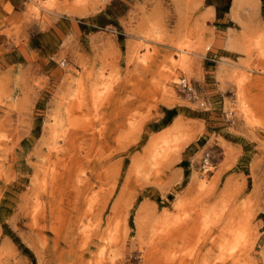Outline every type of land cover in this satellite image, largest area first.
Segmentation results:
<instances>
[{
  "label": "rangeland",
  "instance_id": "1",
  "mask_svg": "<svg viewBox=\"0 0 264 264\" xmlns=\"http://www.w3.org/2000/svg\"><path fill=\"white\" fill-rule=\"evenodd\" d=\"M229 2L0 0V264H264V0L239 64Z\"/></svg>",
  "mask_w": 264,
  "mask_h": 264
},
{
  "label": "bare ground",
  "instance_id": "2",
  "mask_svg": "<svg viewBox=\"0 0 264 264\" xmlns=\"http://www.w3.org/2000/svg\"><path fill=\"white\" fill-rule=\"evenodd\" d=\"M232 2V6H231V13H232V17L235 19V20H237L238 18H237V10L241 7H245L246 5L247 6H250V7H252L253 5H252V2L253 3H257V0H233V1H231ZM255 4H254V6H255ZM252 5V6H251ZM253 6V7H254ZM252 7V8H253ZM245 8H247V7H245ZM249 8V7H248ZM252 11V10H251ZM250 12V11H249ZM238 16H239V14H238ZM205 17V16H204ZM202 21V20H201ZM240 21V20H239ZM238 21V22H239ZM243 22V21H242ZM147 24V23H146ZM241 24V23H240ZM245 24V23H244ZM243 24V25H244ZM148 25H150V24H148ZM151 26V25H150ZM247 26V25H246ZM149 27V26H148ZM147 27V28H148ZM153 27V26H152ZM146 28V27H145ZM247 28V27H246ZM247 30V29H246ZM153 31V30H152ZM247 31H249V30H247ZM148 32V31H147ZM253 33V32H252ZM153 34H154V32H153ZM259 36V35H258ZM263 35H261L259 38L257 37V41H255V44L256 45H258L259 43H261L262 41V39L264 38V37H262ZM255 39V38H254ZM231 41H233L232 40V38L231 37H228V42H229V47H232L233 45H232V43L233 42H231ZM236 41V40H235ZM234 41V42H235ZM228 44V43H227ZM262 45V44H261ZM264 46V45H263ZM258 47H260V46H258ZM182 61H183V59H182ZM79 83V82H78ZM81 83V82H80ZM77 89L78 90H81L79 93H80V95L81 94H83L84 92V89L82 88L81 89V84H79V86L77 87ZM101 90V89H100ZM100 90H99V88H97V87H95V88H92V90H91V96L92 97H95V96H97L96 94L98 93V92H100ZM102 91V90H101ZM95 101V100H94ZM245 111V110H244ZM243 114V113H242ZM245 114V113H244ZM179 127V126H178ZM180 128V127H179ZM178 129V128H177ZM176 129H174V131H175ZM177 131V130H176ZM180 131V130H179ZM179 131H177V132H179ZM172 132V131H171ZM58 133V132H57ZM56 133V134H57ZM168 133V132H167ZM173 133V132H172ZM172 133H169V136L172 134ZM173 135V134H172ZM185 135V134H184ZM55 138V137H54ZM177 138V140L179 139L178 137H176ZM175 138V139H176ZM182 138V137H181ZM170 139H172V138H170ZM175 139H174V141H175ZM185 139V138H184ZM165 141V138H158V137H156V138H154L151 142H150V144H149V146H148V148L146 149V154H147V156H148V158H150V160L151 159H153V161L154 160H157L158 159V155H159V153H160V148L162 147V146H159V144H160V142H164ZM169 142V140L167 141V143ZM166 143V144H167ZM172 146V145H171ZM52 150H53V148H52ZM159 157H160V155H159ZM152 161V160H151ZM142 159H135L132 163V169H133V172L134 171H139V169L141 168V166H142ZM208 161H205V166L203 167L205 170L207 169V171H208V169H209V164L207 163ZM207 165V166H206ZM154 166V165H153ZM179 201L180 200H178V203H179ZM181 202V201H180ZM181 205H178V207H180ZM164 216V215H163ZM167 216V215H166ZM165 216V217H166ZM207 217V216H206ZM110 223V222H109ZM112 223V222H111ZM140 224V223H139ZM109 226H110V224H108ZM206 225V224H205ZM208 226V225H207ZM231 230V229H230ZM239 231H237V232H234V231H232V233H234V239H235V242H237V241H239L240 242V239H241V237H242V235H243V232L246 230V229H244V228H239L238 229ZM245 234V233H244ZM143 236V235H142ZM244 237V236H243ZM85 238V237H84ZM108 239V238H107ZM110 239H112V238H110ZM243 239V238H242ZM232 240V239H231ZM243 243V242H242ZM239 244V243H238ZM226 245V244H225ZM222 247V246H221ZM220 247V248H221ZM225 249H226V247H225ZM224 250V249H223ZM227 251H228V248H227ZM230 251V250H229ZM226 252V251H225ZM103 253L101 252V255H102ZM113 259L114 258H110V264H114V262H113ZM100 263V262H99ZM98 264V263H97Z\"/></svg>",
  "mask_w": 264,
  "mask_h": 264
},
{
  "label": "crops",
  "instance_id": "3",
  "mask_svg": "<svg viewBox=\"0 0 264 264\" xmlns=\"http://www.w3.org/2000/svg\"><path fill=\"white\" fill-rule=\"evenodd\" d=\"M201 1H203V0H201ZM231 1H233V0H230L229 6H228V11H227V16H228V20L230 21V24L226 25L224 32H222V34H220L221 31H218L219 35L217 34L216 31H213L212 32V34H213L212 40H213V42L219 41V44L216 47L217 48L216 51H217L218 55H223V57H225L226 59L227 58L231 59V61L233 63L239 64L240 62H242V60H244L245 57L240 55L237 50L230 49L228 47V45H229L228 37H232V32H233L232 30L238 31L237 28L231 26V25L237 24V21L232 17V13H231L232 2ZM254 4L255 3L252 2L253 6H254ZM257 7H258V2L255 4L254 8H257ZM214 10H215L214 6L208 5V13H210L209 19H211V20L214 18ZM237 13L238 14L240 13V9L237 10ZM213 28H215V27L213 26ZM209 54L211 55L212 53H209ZM216 83H218V81Z\"/></svg>",
  "mask_w": 264,
  "mask_h": 264
},
{
  "label": "built area",
  "instance_id": "4",
  "mask_svg": "<svg viewBox=\"0 0 264 264\" xmlns=\"http://www.w3.org/2000/svg\"><path fill=\"white\" fill-rule=\"evenodd\" d=\"M182 81H183V80H182ZM182 87L187 88V90H188L191 94H192V93H193V95L195 94L193 88L189 85V83L187 84V83H185V82L183 81V83H182Z\"/></svg>",
  "mask_w": 264,
  "mask_h": 264
},
{
  "label": "trees",
  "instance_id": "5",
  "mask_svg": "<svg viewBox=\"0 0 264 264\" xmlns=\"http://www.w3.org/2000/svg\"><path fill=\"white\" fill-rule=\"evenodd\" d=\"M228 6H229V4L227 3V4H226V7H228Z\"/></svg>",
  "mask_w": 264,
  "mask_h": 264
}]
</instances>
